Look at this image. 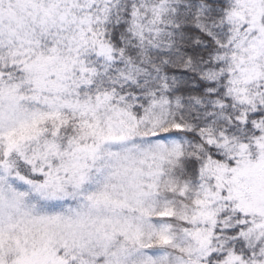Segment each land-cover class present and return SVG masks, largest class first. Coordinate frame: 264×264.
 Here are the masks:
<instances>
[{
    "label": "snow or ice",
    "instance_id": "6c2138e0",
    "mask_svg": "<svg viewBox=\"0 0 264 264\" xmlns=\"http://www.w3.org/2000/svg\"><path fill=\"white\" fill-rule=\"evenodd\" d=\"M0 264H264V0H0Z\"/></svg>",
    "mask_w": 264,
    "mask_h": 264
}]
</instances>
